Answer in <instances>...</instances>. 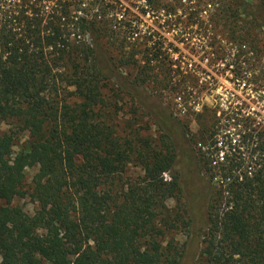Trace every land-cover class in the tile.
I'll return each instance as SVG.
<instances>
[{
	"label": "trees",
	"instance_id": "trees-1",
	"mask_svg": "<svg viewBox=\"0 0 264 264\" xmlns=\"http://www.w3.org/2000/svg\"><path fill=\"white\" fill-rule=\"evenodd\" d=\"M139 1L132 13L117 0H0V123L9 126L0 131V264H184L199 237L191 264H264V129L254 126L248 97L231 92L211 110L212 118L221 111L219 118L244 131L252 175L239 181L240 163L227 156L217 171L233 179L229 194L219 188L220 210L212 211L209 197L202 233L189 205L159 226L166 201L185 193L179 159L187 133L146 89L156 66L171 74L167 55L179 49L154 40L162 32L149 25V15H173L164 24L178 36L223 34L240 49L264 30V0H214L209 28L200 17L209 0H188L187 7L182 0ZM250 49L231 58V72L261 88L249 52L263 50ZM132 65L136 72L123 74ZM182 67L181 81L195 82ZM125 95L131 105L123 121L115 101ZM145 116L162 131L160 140L137 127ZM132 163L144 175L124 182ZM32 167L38 171L27 185ZM26 196L36 203L33 214L15 202ZM179 222L188 240L164 243L166 229Z\"/></svg>",
	"mask_w": 264,
	"mask_h": 264
},
{
	"label": "rangeland",
	"instance_id": "rangeland-1",
	"mask_svg": "<svg viewBox=\"0 0 264 264\" xmlns=\"http://www.w3.org/2000/svg\"><path fill=\"white\" fill-rule=\"evenodd\" d=\"M121 3L123 7H129L130 11L132 13L139 12L138 8H140L141 2H137L135 4V0H117ZM169 0H164L163 2L169 3ZM256 1V0H251ZM118 5V4H117ZM137 5V6H135ZM185 7L186 4H185ZM178 7V11H179ZM177 11V12H178ZM173 15L163 16L164 19H173ZM164 19L159 20L157 17H148L147 21L149 24H151L153 27L158 29L159 31H162L163 37L161 38L162 41H165L166 44H172L173 46L178 47V50H170V54H168L167 59V65L165 67H168L170 65L171 74H168L169 70L166 68H161L160 66H156L154 69V74L150 81L147 83V91L153 96L152 98L155 100V102H159L160 105L164 108H168L173 112V117L176 122H180L181 126H185V130L187 133L185 143L181 147V156L179 159V163L182 167V170L184 172V182H186V185L184 186V196L180 199H168L166 201L167 208L163 210V213L161 214V222L159 226L162 227L165 224H170L173 222V218L175 215L183 209V207H186V205H189L191 208V213L193 215L194 219V229L202 228V233L205 230V221L208 217V205H206V202L208 201L209 197L211 200V205H213L212 211L217 207V209L221 208L222 203H219L220 198V192L219 188L220 186L215 181L214 175L215 172H218L217 169H213L210 162L209 157L207 155L202 154V149H200L199 144L202 143L203 145H210L213 146L209 150L214 153L215 146L214 143L216 139H220L223 141L226 145L232 144L236 146L235 148L236 153L231 154L232 157L236 158V161L240 163V170L242 173L246 171L247 163L246 160L248 158L249 153L248 152V144L243 139L244 131H241L240 126L234 127L233 125H229L228 121L221 117V111H218L217 118H212V112L211 110L216 106L217 100L219 98L217 97L218 94H220V97L223 99L222 102L226 101L228 97H230L231 92L237 91V95H239L240 99H243V97H248L247 102L249 103V113L252 114V117L255 118L254 126H257L258 130L264 129V87H257L254 85L251 86H245L242 83H239L237 79L234 77V73L229 70H215L210 71L209 74L201 73L199 75V79L201 78L202 82H211L213 84H219L218 87H215L214 90H211L207 92V96H205L203 103H204V109L202 112L203 117H201L198 113L194 112L192 110L189 111L186 115L179 116L176 115L172 109L171 101L173 100L174 92L177 89L178 85H175V82L179 84L181 80H183V77L181 75H178L176 73V67L178 66H184L186 63V54L189 52V49L191 48L187 43H183L180 38L176 36V33L174 31L168 32V26L164 24ZM221 26H218L215 33H222ZM176 36V37H175ZM223 36V34H221ZM254 43H251V40L244 41V45L241 46L239 50L243 51H249L250 48L256 47L263 50V52L260 51V53H257L256 55L253 54V52H249V55H254V58L252 59V63L257 68L255 73L253 74L255 78H260V80H264V30L260 31V29H257V34H253ZM158 38V37H157ZM221 38V37H220ZM224 38V37H222ZM155 40V39H154ZM153 40V41H154ZM217 41L220 39H216ZM227 41V39H226ZM219 43V42H217ZM230 43V42H229ZM239 42L236 44L234 43V46L236 45L239 48ZM220 45V44H219ZM172 46V47H173ZM229 46L227 44L225 47ZM252 46V47H251ZM167 54V52H166ZM263 55V56H261ZM138 58H142V54L137 55ZM121 71L125 75H131L136 72L134 65L123 67L121 68ZM196 74V73H195ZM193 73H188L189 77L192 79L194 77H198ZM178 75V76H177ZM174 76V78L172 77ZM254 78V79H255ZM190 79V78H189ZM195 79V78H194ZM247 80V78L245 79ZM113 85L111 84V87H109L107 94L113 95V91L115 88H112ZM208 90H204L201 93H204ZM205 94V93H204ZM202 96V95H201ZM170 101V102H168ZM115 103L117 104V107H121L122 110L120 111L121 120L129 119L130 114H128L129 106L131 105V101L129 96H123L122 98H117ZM208 108V110H207ZM211 108V109H209ZM141 114V113H140ZM141 117V116H140ZM137 127L141 129V132L152 136L153 138H157L156 140L161 139L162 131L159 129L158 125L155 124L154 120L148 118L145 116L143 120H139L137 122ZM9 128L8 124L6 123H0V131L7 130ZM159 138V139H158ZM22 140H25V136L22 135ZM191 139V140H190ZM188 144H187V142ZM190 141V142H189ZM196 141L198 143H196ZM252 146L250 145V148ZM247 148V150H246ZM249 148V149H250ZM252 149V148H251ZM246 158V159H245ZM245 159V160H244ZM244 160V161H243ZM249 160V159H248ZM241 163H244L241 164ZM209 167L213 169V171H209ZM38 171V167H32L28 168L26 170L27 175V185H30L32 182L33 175ZM124 182H127L128 179L130 180H136L138 178H141L144 175V171L142 170L141 165L136 164H130L128 167V170L126 172ZM165 177L167 179H170V174L166 173ZM120 186V185H119ZM225 195H228L225 193ZM16 203H19L24 206L25 210L29 212L30 214H33L36 208V203H34L29 196L26 197H17L15 200ZM205 204L202 208L201 205ZM224 206V205H223ZM180 226H177L175 228H168L166 229V236L164 238V243L167 242V240L171 237L175 238L180 244L186 242L188 240L187 233H186V227L183 222H179ZM205 227V228H204ZM161 239V238H160ZM163 239V238H162ZM202 240L203 237H199V240L197 239L194 241L192 246L190 247L188 251V259L185 260L184 264H191L193 256H195V259H198V256L200 254L201 248H202ZM146 239H143L142 242H145ZM199 241V245H198ZM41 264H51L49 262L43 261Z\"/></svg>",
	"mask_w": 264,
	"mask_h": 264
},
{
	"label": "built area",
	"instance_id": "built-area-1",
	"mask_svg": "<svg viewBox=\"0 0 264 264\" xmlns=\"http://www.w3.org/2000/svg\"><path fill=\"white\" fill-rule=\"evenodd\" d=\"M182 1L187 5H192L193 3V2H189L188 0H182ZM217 6L218 4L214 0H209L207 4L202 6L200 10V17L202 21H204V25L207 26L208 28L211 26L210 16L216 11ZM172 31L176 33V36L180 38V40L183 43H187V45L191 47L189 49V52L186 54V63L182 67V69H185L184 74L188 75V73H193V74L196 73L197 75L196 74L195 75L198 76V77H195L196 78L195 82L188 80V79L181 81L180 85H178L175 82V85H178V86L174 92L173 100L171 101L172 109L174 113L179 116L186 115L187 113H189L190 110L200 113L204 109L203 100L205 96H207V92L214 90L215 87L219 86V84H213L211 82H202L201 78L199 79L198 74L200 75L201 73L209 74L210 71H215V70L232 71L234 68V64L231 58L235 54H237V52L239 51V48L236 45L234 46V43H231V42L229 43V41H226V39L222 38L220 34L213 35V34H210L211 33L210 32L209 33L210 37H207V36L200 37L197 35L195 37H191V35L189 36V34L184 37V36H178L176 30H170L168 32H172ZM162 37L163 35H158L155 37L156 38L155 40L161 39ZM216 39H220V41L219 40L217 41ZM227 44H229V46L225 47ZM218 52L220 54L222 52H226L225 58L218 59V55H219ZM205 89L208 91L204 92L205 94L201 93ZM218 96H220V94H218L217 97H214V98H219ZM221 99L222 98L220 97L219 100H217V103ZM230 145L231 144L226 145L223 141L217 138L214 143V146L216 149L214 153H212L209 149L213 146L206 145V144L203 145L202 143L199 144L200 149L203 150L202 154L207 155L209 157V162L211 166L214 167L215 169H218L222 165H226L228 163L227 156L231 157ZM247 167L248 168H246L245 172H247L248 175L251 176L252 167L248 165ZM244 173H242L240 168H238L237 175L239 176L238 177L239 181H242L244 179ZM214 178L217 184L220 186V188H224L225 193L229 194L228 185L230 182L233 181V179L231 177H224L220 171L214 175Z\"/></svg>",
	"mask_w": 264,
	"mask_h": 264
}]
</instances>
